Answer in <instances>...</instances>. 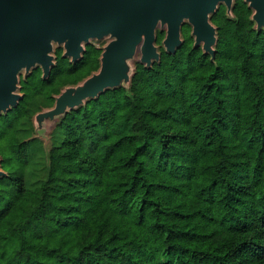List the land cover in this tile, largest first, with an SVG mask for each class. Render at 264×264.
<instances>
[{
    "label": "trees",
    "instance_id": "trees-1",
    "mask_svg": "<svg viewBox=\"0 0 264 264\" xmlns=\"http://www.w3.org/2000/svg\"><path fill=\"white\" fill-rule=\"evenodd\" d=\"M253 10L219 4L215 59L182 26L174 54L137 61L127 86L60 117L47 173L26 183L36 99L100 68L55 47L43 78L20 75L18 105L0 114V264H264V29Z\"/></svg>",
    "mask_w": 264,
    "mask_h": 264
},
{
    "label": "water",
    "instance_id": "water-1",
    "mask_svg": "<svg viewBox=\"0 0 264 264\" xmlns=\"http://www.w3.org/2000/svg\"><path fill=\"white\" fill-rule=\"evenodd\" d=\"M253 10L256 29H264V0H245ZM232 14L234 0H0V114L22 98L20 75L40 66L43 78L55 65V45L76 63L85 44L111 40L104 46L100 68L77 85L65 87L55 104L35 116L36 131L46 119L96 99L107 89L127 86L133 74L130 61L138 50L140 62L159 61L157 30H165L163 46L174 54L182 44V26H192L194 46L215 59L217 27L211 22L219 4ZM0 177L7 175L1 169Z\"/></svg>",
    "mask_w": 264,
    "mask_h": 264
},
{
    "label": "rangeland",
    "instance_id": "rangeland-1",
    "mask_svg": "<svg viewBox=\"0 0 264 264\" xmlns=\"http://www.w3.org/2000/svg\"><path fill=\"white\" fill-rule=\"evenodd\" d=\"M166 33V32H165ZM111 40L110 37H105L102 40H92L98 46H105ZM57 47V45H55ZM141 52L137 51L135 57L130 61L132 70L136 67L137 61L140 60ZM55 102L51 103L47 100L36 99L32 106L30 107V111L33 114V118L27 121L24 124V133L23 137L33 141L31 143L30 149V163L27 167L25 178L28 186L32 187L39 183L42 179L45 178L47 173V160H46V150H49L52 141H53V132L60 122V117L55 119H46L43 123V127L40 130L36 131V127L38 126L35 121V116L37 113L50 109L54 106Z\"/></svg>",
    "mask_w": 264,
    "mask_h": 264
},
{
    "label": "flooded vegetation",
    "instance_id": "flooded-vegetation-1",
    "mask_svg": "<svg viewBox=\"0 0 264 264\" xmlns=\"http://www.w3.org/2000/svg\"><path fill=\"white\" fill-rule=\"evenodd\" d=\"M88 44H94V45H96L95 43H94V41H91L90 43H87V44H85V50H86V46L88 45ZM97 47H99V48H101L102 49V51H103V46H98V45H96Z\"/></svg>",
    "mask_w": 264,
    "mask_h": 264
}]
</instances>
